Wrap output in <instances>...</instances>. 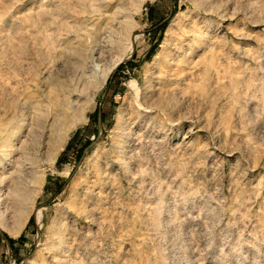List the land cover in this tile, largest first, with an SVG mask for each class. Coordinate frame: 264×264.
I'll list each match as a JSON object with an SVG mask.
<instances>
[{
  "label": "rangeland",
  "instance_id": "1",
  "mask_svg": "<svg viewBox=\"0 0 264 264\" xmlns=\"http://www.w3.org/2000/svg\"><path fill=\"white\" fill-rule=\"evenodd\" d=\"M98 2L0 0V119L40 103L0 152V188L35 202L18 235L0 225V264H264V0H147L101 36Z\"/></svg>",
  "mask_w": 264,
  "mask_h": 264
},
{
  "label": "bare ground",
  "instance_id": "2",
  "mask_svg": "<svg viewBox=\"0 0 264 264\" xmlns=\"http://www.w3.org/2000/svg\"><path fill=\"white\" fill-rule=\"evenodd\" d=\"M91 1H93V2H95L96 1V3H97V1H99L98 3H100V2H103V3H105L106 4V6H105V8L104 9H101V8H103V6L102 5H100V7H98V4H97V7H98V9H97V11L98 12H101L102 10H104L106 13H107V18L109 17V19L107 20V23H105V25H102V26H104V27H100L99 29H98V27H99V25H98V27H97V29H98V34L100 35V34H104V33H102V32H108V29L110 28L111 29V27H109V24H111V23H113V22H117L118 24H121V26L123 25L124 27H125V29L126 28H128L129 29V27H131L130 25H131V23H132V21H134V18H135V14L137 13L138 14V12L140 11V9H141V7L143 6V4L147 1V0H91ZM202 1V0H201ZM81 2V1H80ZM90 2V1H89ZM82 3H83V1H82ZM108 3V4H107ZM84 4V3H83ZM94 4V3H93ZM198 4V3H197ZM93 6H96V5H93ZM102 6V7H101ZM85 7V6H84ZM196 7H197V5H196ZM198 7L200 8V6L198 5ZM214 7V6H213ZM198 8V9H199ZM211 9H213V8H211ZM209 10H210V8H209ZM214 10V9H213ZM84 11H86V10H84ZM96 11V12H97ZM199 11H200V9H199ZM205 11H207L208 12V7L206 8L205 7ZM215 11V10H214ZM214 11H213V13H214ZM220 11V10H219ZM219 11H218V13H219ZM87 12V11H86ZM95 12V11H94ZM103 13V12H102ZM94 14V13H93ZM134 14V15H133ZM207 14H209V13H207ZM210 14H211V10H210ZM180 15V14H179ZM179 15H177L176 16V18L179 16ZM203 15V14H202ZM105 16V17H106ZM181 16H183V14L181 15ZM180 16V17H181ZM186 16V15H185ZM185 16H183V18H185ZM200 16V15H199ZM199 16H197V17H199ZM226 16V15H225ZM104 17V18H105ZM99 20V19H98ZM106 20V19H105ZM178 20V19H177ZM195 20H197V19H194V21L193 22H195ZM89 22V21H88ZM96 22V21H95ZM178 22V21H177ZM94 23V22H93ZM112 25V24H111ZM192 26V24L190 25V27ZM92 27V26H91ZM112 27H113V25H112ZM189 27V28H190ZM121 28V27H120ZM132 28V27H131ZM198 28V27H197ZM88 29V28H87ZM114 29V28H113ZM124 29V28H123ZM127 29V30H128ZM199 29V28H198ZM116 30V29H115ZM126 30V31H127ZM85 31V30H84ZM123 31V30H122ZM126 31L124 32V33H126ZM186 31V30H185ZM97 33V30H95L94 31V33ZM174 32V31H173ZM196 32H198L199 33V30H197L196 28H194V30H193V28H191L189 31H187V33H186V35L185 36H192V38H195V39H197V37H196V34H198V33H196ZM127 33H128V31H127ZM171 33V32H170ZM88 34H90V33H88ZM108 34V33H107ZM184 34V33H183ZM110 35V34H109ZM124 35V34H123ZM95 36V35H94ZM101 36V35H100ZM128 36V44H129V46H128V49H131L132 48V39H131V36H130V34L128 33L127 35H126V37ZM194 36V37H193ZM201 36V35H200ZM96 38V37H95ZM104 38V37H103ZM121 38V37H120ZM189 38V37H188ZM195 39H194V42H195ZM90 40V39H89ZM125 40V39H124ZM101 41V40H100ZM121 42V40L118 38V40L116 41V42H118V43H120ZM126 41V40H125ZM200 41V39H197V41L195 42V43H197V42H199ZM168 42V41H167ZM100 43V42H99ZM98 43V44H99ZM178 43V42H177ZM181 43V42H180ZM108 44V43H107ZM93 45V44H92ZM121 45V44H120ZM120 45H117V46H120ZM177 45V44H176ZM96 46V45H95ZM105 46V45H104ZM116 46V47H117ZM127 46V45H126ZM182 46V45H181ZM189 46V48L188 49H190V51L189 50H187L186 49V52L184 51V50H182V49H176V51L175 52H172V50L171 51H169V54L167 55L168 57H167V59H166V61H168V66H166V68H165V70H162V72L158 75L159 77L158 78H161V80L160 81H164V83H171V80H173V77H174V75L177 77V75H179V74H176L175 73V69H176V67H177V69H179V68H181L180 66H182L181 65V62L183 61L184 62V64L185 63H188L187 62V59H185L186 57V55L188 56L190 53H191V51L192 50H194L197 46H195L194 45V43H192L191 42V44H189L188 45ZM87 47V46H86ZM98 47V46H97ZM176 47V46H175ZM174 47V48H175ZM184 47V46H183ZM83 48V47H82ZM85 48V47H84ZM94 48V47H93ZM101 49V48H100ZM123 49V48H122ZM184 49V48H183ZM89 50V49H88ZM93 50V49H92ZM133 50H134V41H133ZM95 49L93 50V52H92V56H91V61H93V63L95 62ZM103 52H104V50H103ZM78 53H79V51H78ZM84 53V52H83ZM100 53V52H99ZM176 53H178L177 55H176ZM179 53H183L185 56H182V58H179L178 59V56H181V55H179ZM81 55H82V52L80 53ZM125 54H126V50L124 49V52L122 53V54H119V57H117V60L115 61V63H113V65L111 66V67H109L106 71H104L103 73H102V79H103V82H105L106 80H107V78H108V76L110 75V73L116 68V66L126 57L125 56ZM182 54V55H183ZM191 54H193V53H191ZM79 55V54H78ZM87 55V54H86ZM100 55H102L101 53H100ZM99 55V56H100ZM83 57H85V56H83ZM86 58V57H85ZM85 58H83V62L85 63H83V62H81V63H83L84 65H86L87 66V63H88V60L89 59H85ZM90 58V57H89ZM98 58V57H97ZM119 58V59H118ZM165 61V62H166ZM178 61H180V66L178 65ZM92 63V64H93ZM83 64L81 65V66H83ZM91 64V63H90ZM91 64V65H92ZM167 64V63H166ZM89 66V65H88ZM84 67V66H83ZM99 67V66H98ZM165 67V66H164ZM179 67V68H178ZM96 68H97V66H96ZM86 71H87V69L86 68H84ZM176 69V70H177ZM82 70H83V68H82ZM182 70V69H181ZM178 71V70H177ZM192 72V71H191ZM82 73H83V71H82ZM101 81V80H100ZM99 82V81H98ZM136 82V81H135ZM100 83V82H99ZM28 84V83H27ZM19 85V84H18ZM15 88L17 87V86H14ZM134 89L136 90V91H138L139 90V87H138V85L136 84V83H134ZM16 90V89H15ZM27 90V89H26ZM26 90H25V92H26ZM77 90V89H76ZM82 90V89H81ZM97 90V89H96ZM17 91V93H18V90H16ZM74 91V90H73ZM13 92H14V90H13ZM20 92V91H19ZM23 92V91H22ZM76 93V92H75ZM20 94V93H19ZM19 94H15V95H19ZM23 94H25V93H23ZM22 94V95H23ZM72 94V93H71ZM174 94V93H173ZM21 95V94H20ZM14 96V95H13ZM33 96V95H32ZM83 95H80L79 97H82ZM22 98H23V96H21ZM28 98V97H27ZM77 98V97H76ZM82 99V98H81ZM23 100H21V98L18 96V97H12V99H11V101L9 102V106L8 105H6L7 106V108L5 109V111H4V116L2 117V119H0V152H2L5 156H8V155H11V154H13V149H15L14 148V143H13V141H12V138H13V136L15 135V133L19 130V128L20 127H23V126H25L26 125V118L28 117V115H27V112H29V108L31 109V108H37V106L39 107V105H40V103L38 104V103H36V104H31V106L27 109V107L28 106H24L25 104H28L27 102V99L26 100H24L23 102H22ZM73 103V102H72ZM38 104V105H37ZM26 107V108H25ZM87 111V110H86ZM9 112H10V116H9ZM60 113V112H59ZM29 114V113H28ZM64 114H65V112H64ZM64 114L62 113V115L64 116ZM40 115V114H39ZM59 115H61V113L59 114ZM81 115H82V117H85L86 118V116H85V112H84V109H83V112L81 113ZM43 116V115H42ZM59 117V116H58ZM0 118H1V113H0ZM39 118V117H38ZM45 119H46V117H44ZM57 118V117H56ZM62 117H59V119H61ZM84 118V119H85ZM33 119H35V118H33ZM41 118H39V120H40ZM64 119V118H63ZM62 119V120H63ZM82 119V118H81ZM38 120V119H37ZM83 120V119H82ZM42 121V120H41ZM56 121H60V120H57L56 119ZM32 122V121H31ZM37 122V121H36ZM46 122V121H45ZM80 122H81V120L79 121H76V122H74V123H72V125H70V127L68 128V129H66V131H63V134H61V136H60V142H59V144H56L55 146H54V148H53V151H52V158L55 156V155H57V152H59V151H61L63 148V144L67 141V139H68V137H69V135H70V132L74 129V127L75 126H77L78 124H80ZM38 123V122H37ZM32 124V123H31ZM43 124H44V126H46L45 124L46 123H44V122H42L41 123V125L43 126ZM57 125V124H56ZM63 125V124H62ZM46 127H48V126H46ZM46 132V131H45ZM17 134H18V132H17ZM7 143H11L12 145L9 147L8 145H7ZM24 143V142H23ZM26 146V145H25ZM21 148V147H20ZM16 149H18V147H16ZM19 150V149H18ZM25 151V150H24ZM15 152H16V150H15ZM27 154V153H26ZM26 154H24V156L26 155ZM29 154H31V153H29ZM28 155V154H27ZM23 156V155H22ZM35 157V156H34ZM25 158V157H24ZM29 158V157H28ZM29 160V159H28ZM31 160H32V158H31ZM55 160H56V157H55V159H54V162H55ZM25 161V160H24ZM2 161L0 160V163H1ZM32 162V164L31 163H29V164H31L33 167L32 168H35L36 167V164L35 163H33V161H31ZM53 162V161H52ZM34 164H35V166H34ZM25 165V164H24ZM37 168V167H36ZM38 169H34V171H32L34 174H37V175H32L31 176V178H30V180L29 181H25V183H26V186H28L29 187V191H30V189H31V187H32V191L34 192V193H36V195L43 189L42 187H43V184H44V179H45V175H43V174H38V172H40V171H37ZM40 170V169H39ZM30 171V170H29ZM29 171H27V172H29ZM37 171V172H36ZM24 172V171H23ZM20 174H22V172H19ZM26 173V172H25ZM16 174V173H15ZM20 174H18V175H20ZM32 174V173H31ZM16 176L17 175H15V178H16ZM21 176V178L20 177H18L19 179H17V182H21V179H22V175H20ZM29 176H30V174H29ZM3 179V178H2ZM14 179V178H13ZM12 179V180H13ZM16 181V180H15ZM14 181V182H15ZM3 182V181H2ZM6 182V181H5ZM4 182V183H5ZM7 183V182H6ZM17 184V183H16ZM5 185V184H4ZM10 186V185H9ZM33 186H34V188H33ZM35 186H36V188H35ZM11 190V189H10ZM9 190V191H10ZM25 190V189H24ZM6 192V191H5ZM4 191H3V188H0V225L2 226V227H4V228H7L9 231L8 232H10L12 235H18L20 232H21V230L23 229V227L25 226V223L27 222V220H28V218H29V216H30V214H31V212H32V209H33V207H34V203L35 202H30L29 200L30 199H28V201L29 202H26L25 201V199H24V197L22 196V193H11V191H10V193H5ZM23 194H25V193H23ZM30 195H31V193H30ZM35 195V194H34ZM10 196V197H9ZM7 197L8 198H10L11 200H12V215H14L13 216V218L15 219V223H14V225L12 226V227H9L7 224H6V210H4V206L6 205H4V202L6 203V201H5V199H7ZM9 199V200H10ZM8 200V201H9ZM11 200H10V203H11ZM9 203V204H10ZM8 204V203H7ZM10 206V205H9ZM11 207V206H10ZM11 214V213H10Z\"/></svg>",
  "mask_w": 264,
  "mask_h": 264
},
{
  "label": "water",
  "instance_id": "3",
  "mask_svg": "<svg viewBox=\"0 0 264 264\" xmlns=\"http://www.w3.org/2000/svg\"><path fill=\"white\" fill-rule=\"evenodd\" d=\"M122 63H123V61L120 64H118L115 69H117Z\"/></svg>",
  "mask_w": 264,
  "mask_h": 264
}]
</instances>
